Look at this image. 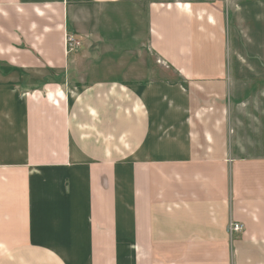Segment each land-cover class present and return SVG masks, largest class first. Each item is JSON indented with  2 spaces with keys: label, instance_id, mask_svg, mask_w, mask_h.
Segmentation results:
<instances>
[{
  "label": "crops",
  "instance_id": "crops-1",
  "mask_svg": "<svg viewBox=\"0 0 264 264\" xmlns=\"http://www.w3.org/2000/svg\"><path fill=\"white\" fill-rule=\"evenodd\" d=\"M0 264H264V0H0Z\"/></svg>",
  "mask_w": 264,
  "mask_h": 264
},
{
  "label": "built area",
  "instance_id": "built-area-1",
  "mask_svg": "<svg viewBox=\"0 0 264 264\" xmlns=\"http://www.w3.org/2000/svg\"><path fill=\"white\" fill-rule=\"evenodd\" d=\"M65 44H66V52H71L76 48L78 42L73 36L66 35ZM241 230H242V226L238 223L230 224L228 228V231L230 233H239Z\"/></svg>",
  "mask_w": 264,
  "mask_h": 264
},
{
  "label": "rangeland",
  "instance_id": "rangeland-1",
  "mask_svg": "<svg viewBox=\"0 0 264 264\" xmlns=\"http://www.w3.org/2000/svg\"><path fill=\"white\" fill-rule=\"evenodd\" d=\"M263 151V148H254V154H256L258 152V154H260Z\"/></svg>",
  "mask_w": 264,
  "mask_h": 264
}]
</instances>
